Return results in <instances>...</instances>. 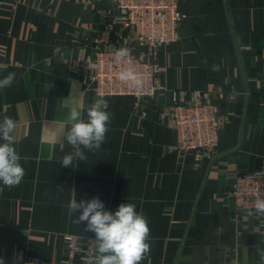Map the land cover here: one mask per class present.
<instances>
[{"label": "crops", "instance_id": "obj_1", "mask_svg": "<svg viewBox=\"0 0 264 264\" xmlns=\"http://www.w3.org/2000/svg\"><path fill=\"white\" fill-rule=\"evenodd\" d=\"M180 11L178 39L158 55L166 90L138 101L145 117L135 99L108 98L104 143L72 168L60 164L72 150L63 117L97 97L90 64L101 49L139 53L134 32L111 0H0V63L8 65L0 77L16 73L0 90V120L17 122L25 168L18 186L0 184L4 264H65V236L94 238L67 204L93 197L111 211L133 203L146 216L151 251L141 264H259L264 238L253 228L261 222L237 210L230 189L264 170V0H180ZM176 90L216 94L212 158L177 149L167 117Z\"/></svg>", "mask_w": 264, "mask_h": 264}, {"label": "built area", "instance_id": "obj_2", "mask_svg": "<svg viewBox=\"0 0 264 264\" xmlns=\"http://www.w3.org/2000/svg\"><path fill=\"white\" fill-rule=\"evenodd\" d=\"M121 13L124 26L135 35L139 53L132 52V67L143 78V87L135 89L118 79L123 65H117L113 52L118 46L101 49L90 64L91 82L97 96L130 97L137 101V113L146 112L138 101L152 100L166 89L161 86V68L158 55L161 47L178 39L181 23L186 19L180 11V0H111ZM128 48V47H126ZM216 94L210 91L176 90L171 95V112L167 117L177 132V149L186 154H197L204 158L213 157L219 143L220 118L215 109ZM232 96L225 97V100ZM257 194H264V170L259 173L240 175L230 189L238 211L251 206ZM65 264H84L82 257L94 255L92 239L67 235Z\"/></svg>", "mask_w": 264, "mask_h": 264}, {"label": "clouds", "instance_id": "obj_3", "mask_svg": "<svg viewBox=\"0 0 264 264\" xmlns=\"http://www.w3.org/2000/svg\"><path fill=\"white\" fill-rule=\"evenodd\" d=\"M117 65H123L118 72V79L130 87H143V78L132 67V49L120 47L113 52ZM207 66V58L202 60ZM8 65L0 63V73L7 71ZM212 71L219 72L220 65L213 64ZM16 79L15 72H7L0 77V90L12 86ZM75 87V82H73ZM104 96L94 98L86 109L73 103L63 117L64 139L71 146V151L64 155L60 164L75 168L78 162L87 160L86 150H98L106 139L112 113L108 110ZM17 122L8 116L0 120V184L8 188L18 186L24 179L25 168L22 157L16 150L15 132ZM23 159H27L26 157ZM69 214H77L75 223H85V230L94 234L92 245L94 255L91 259L82 257L84 264H141L151 251L150 227L146 216L136 210L133 203H121L115 211L107 210L99 197L91 199L73 198L67 204ZM245 216L258 219L261 223L253 232L264 238V194H257L251 206L244 210ZM259 264H264V248H256ZM21 257H14L19 261ZM0 264L4 260L0 258Z\"/></svg>", "mask_w": 264, "mask_h": 264}]
</instances>
